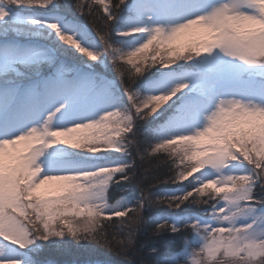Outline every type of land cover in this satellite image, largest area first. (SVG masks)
Listing matches in <instances>:
<instances>
[{
	"label": "snow or ice",
	"instance_id": "snow-or-ice-1",
	"mask_svg": "<svg viewBox=\"0 0 264 264\" xmlns=\"http://www.w3.org/2000/svg\"><path fill=\"white\" fill-rule=\"evenodd\" d=\"M159 153L169 189L110 203ZM72 242L264 264V0H0V264Z\"/></svg>",
	"mask_w": 264,
	"mask_h": 264
},
{
	"label": "trees",
	"instance_id": "trees-1",
	"mask_svg": "<svg viewBox=\"0 0 264 264\" xmlns=\"http://www.w3.org/2000/svg\"><path fill=\"white\" fill-rule=\"evenodd\" d=\"M84 4L91 3L92 0H80ZM116 2V0H112ZM62 3L65 5H70L72 11H75V5L77 0H62ZM79 15V13H77ZM90 20V18H88ZM189 39L186 36H182V39L177 44H184ZM131 42H129L130 46ZM153 53L149 52V55ZM167 153L156 154L155 158H146L141 160L140 156H136V166L133 169V172L129 175H134L130 184H123L122 187L124 191H121L120 188H114L111 191V200L110 203L115 202L121 197H127L128 199H136L140 195V188H149L152 186L151 190L154 192H163L169 189V185L157 183L158 179H164L166 175L172 174L169 166L165 163L169 161ZM130 162V161H129ZM174 171V170H173ZM194 208L197 206H193ZM162 213L156 214H168L172 210L167 208V205H161ZM156 210H152L150 213H146V219L149 218L152 213H155ZM170 238L169 235H162L156 237L152 233V226L148 225L142 228L137 233L138 247L141 243L154 242L158 244H164ZM146 253V249L142 250ZM46 256H49L51 259L58 262V264H87L90 258L99 257L101 258L98 264H128L123 256L117 255L116 252H109L107 249L102 248L98 245H88V246H77L75 242L70 243L66 246V249L63 251L51 250V252L45 253ZM133 264H139V253L132 254Z\"/></svg>",
	"mask_w": 264,
	"mask_h": 264
},
{
	"label": "rangeland",
	"instance_id": "rangeland-1",
	"mask_svg": "<svg viewBox=\"0 0 264 264\" xmlns=\"http://www.w3.org/2000/svg\"><path fill=\"white\" fill-rule=\"evenodd\" d=\"M187 38L189 39V37H187ZM194 38H195V37H193V39H194ZM181 39H182V36L178 37L177 40H176V42H179V43H180V40H181ZM187 42H188V41H187ZM123 197H124V196H123ZM121 198H122V197H121ZM121 198H119V199H117V200H120ZM125 198H127V197H125ZM117 200H116V201H117ZM116 201H115V202H116ZM115 202H113V204H114Z\"/></svg>",
	"mask_w": 264,
	"mask_h": 264
}]
</instances>
